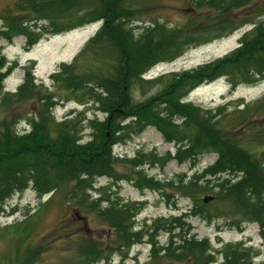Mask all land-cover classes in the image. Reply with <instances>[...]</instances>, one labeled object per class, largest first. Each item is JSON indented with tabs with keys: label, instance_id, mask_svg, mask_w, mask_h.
<instances>
[{
	"label": "trees",
	"instance_id": "obj_1",
	"mask_svg": "<svg viewBox=\"0 0 264 264\" xmlns=\"http://www.w3.org/2000/svg\"><path fill=\"white\" fill-rule=\"evenodd\" d=\"M182 2L189 11L182 23L153 15L169 8L161 0H18L0 16V39L23 36L27 49L49 35L101 23L72 62L61 63L51 74L52 88L36 83L28 68L16 91L5 90L11 69L4 71L7 60L0 46V208L29 186L41 197L51 196L45 206L62 191L65 205L94 214L117 235L116 248L81 238L86 244L76 258L64 264H98L109 260L113 251L143 241L151 245V251L150 261L141 264H216L218 254L223 257L220 264H257L254 259L261 252L245 241L223 242L215 250L208 239L199 240L184 231L182 219L188 214L224 219L238 229L244 223H256L264 237V149L258 153L246 146H264V95L216 109H205L185 98L199 86L223 77L234 89L264 80V0ZM248 25L252 28L225 55L191 69L144 78L158 64L175 61L192 47ZM151 88L158 91L142 101L137 99V89ZM61 101H74L84 109H73L57 120L53 110ZM89 110L94 117H89ZM23 121L26 127L19 130ZM147 126H154L167 141L178 145L177 160L195 164L201 155L212 152L217 159L201 173L188 179L177 176L166 183L175 195L194 201L190 213L134 230L143 204L119 205L109 193L95 188V183L99 177H117L115 165L121 160L114 147ZM86 129L92 133L84 141ZM165 158L138 155L129 165L141 168L147 162H165ZM139 185L161 189L159 182L146 176ZM93 192L98 193L96 197ZM206 195L214 200L204 202ZM162 231L169 239L157 245L154 237ZM67 234L66 229L57 239L81 241ZM26 236L25 232L17 238L24 241ZM29 245L19 244L15 253L0 254V264H39V253L33 255Z\"/></svg>",
	"mask_w": 264,
	"mask_h": 264
},
{
	"label": "rangeland",
	"instance_id": "obj_2",
	"mask_svg": "<svg viewBox=\"0 0 264 264\" xmlns=\"http://www.w3.org/2000/svg\"><path fill=\"white\" fill-rule=\"evenodd\" d=\"M17 1L0 0V16L7 13V10H12ZM161 3L168 5L169 8L166 11L158 10L153 13L156 17L174 23H182L187 19L186 14L189 11L182 0H161ZM2 24L3 21L0 19V26ZM140 24L142 23H135L134 26ZM100 26V22L92 23L70 32L49 35L30 49L25 48L23 36H17L12 41L0 39V46L3 47L2 55L7 60L4 71L11 69L4 81L5 90L16 91L18 86L25 81L28 68L33 70L36 83H43L52 88L51 74L58 70L61 63L72 62ZM251 28V25L240 27L223 38L192 47L175 61L155 66L146 74L145 78H155L161 74L191 69L221 57L236 48L241 37ZM86 30L87 32H85ZM136 30L140 31L139 28ZM157 91V88L146 91L137 89L135 94L137 99L142 101ZM263 95L264 80L255 85L244 84L234 89L223 77L199 86L189 94L187 101L205 109H216L241 99L250 102ZM233 108L234 103L229 107V110ZM73 109L83 110L84 107L74 101H61L56 108V116L63 118ZM88 115L94 117V112L89 110ZM104 117V114L98 113L99 119H104ZM25 127L26 122L24 121L18 126L19 130H23ZM84 133L86 135L84 141H87L92 130L86 129ZM246 146L258 153L264 149V146L255 144H246ZM177 148L178 145L175 142L167 141L154 126H147L139 133L132 135L126 142L119 143L114 147L115 156L121 160L115 165L117 177L110 179L104 176L96 180L95 188L103 189L104 192L109 193L111 200L116 201L119 205L132 202L143 204V209L135 219L134 230L149 228L155 222L161 225L165 222L163 219L188 214L193 208L194 201L192 199L175 195L166 186V183L174 180L177 176L188 179L196 173H201L205 168L213 165L217 154L205 153L194 164L191 160H177L174 157ZM145 154H154L162 158L169 155L171 159H169L170 157L165 158L167 159L165 162L160 161L159 163L147 162L141 168L135 169L129 165L130 159ZM138 171L141 172L137 173ZM143 176L159 182L161 189L141 187L139 182ZM93 193L94 197L98 194L97 192ZM50 197V195L41 197L33 189H27L14 194L2 204L0 208V254L10 250L15 253L19 244L25 247L27 243L28 245L30 243L32 254L39 253V264H64V260L68 262L80 253L86 244V240H81L84 237L97 241L103 247L116 248L117 243L114 242L117 235L107 224L98 220L94 214H88L72 205H65L62 191L56 192L52 196L53 201L45 206ZM182 220L184 231H189L190 236L196 239H208L215 250L220 249L223 242L245 241L249 246H253L261 252L254 262L259 264L264 261V237L258 224L244 223L238 229L227 225L224 219L206 220L199 216H190V214ZM23 225L25 226L22 227ZM24 228L26 229L23 230ZM65 228L69 238L81 241L73 242L68 238L59 241L57 238L66 230ZM55 230H57L56 236ZM25 232L26 238L24 241H19L20 239L17 237ZM28 234L30 235L28 236ZM168 239L169 236L165 231L157 233L154 237L157 245L165 244ZM55 250L59 253L56 254ZM150 251L151 245L147 241H143L129 249L113 251L114 254L109 260L98 264L147 263L150 261ZM222 261L223 257L218 254L216 264H220ZM8 264L14 263L11 261Z\"/></svg>",
	"mask_w": 264,
	"mask_h": 264
},
{
	"label": "water",
	"instance_id": "obj_3",
	"mask_svg": "<svg viewBox=\"0 0 264 264\" xmlns=\"http://www.w3.org/2000/svg\"><path fill=\"white\" fill-rule=\"evenodd\" d=\"M203 200H204V202H210V201L214 200V197L211 195H206V196H204Z\"/></svg>",
	"mask_w": 264,
	"mask_h": 264
},
{
	"label": "bare ground",
	"instance_id": "obj_4",
	"mask_svg": "<svg viewBox=\"0 0 264 264\" xmlns=\"http://www.w3.org/2000/svg\"><path fill=\"white\" fill-rule=\"evenodd\" d=\"M85 32H87V30L85 31ZM58 106V105H57ZM57 106L54 108V110H53V114L55 115L56 114V108H57ZM27 189H33L32 188V186H29V187H27L25 190H27ZM25 190H23L22 192H24ZM34 190V189H33ZM17 193H21V192H17Z\"/></svg>",
	"mask_w": 264,
	"mask_h": 264
}]
</instances>
